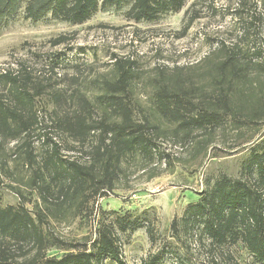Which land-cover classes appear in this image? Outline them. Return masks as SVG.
I'll return each instance as SVG.
<instances>
[{
  "label": "trees",
  "instance_id": "16d2710c",
  "mask_svg": "<svg viewBox=\"0 0 264 264\" xmlns=\"http://www.w3.org/2000/svg\"><path fill=\"white\" fill-rule=\"evenodd\" d=\"M123 1L0 0V26L16 17L21 8L32 22L50 15L81 25L97 10ZM189 1L132 0L128 14L136 23L154 22L170 12L181 11ZM213 5H199V11H213ZM224 11L229 17V30L205 40L208 53L194 66L203 67L202 81L206 85L186 87L179 82L184 68L178 66L147 80L150 115L158 121L201 129L227 115L225 108L233 103L241 111L239 106L253 108L264 102V0H234ZM199 19L200 15L194 16L187 26ZM62 43L63 38L56 40L57 45ZM59 61H49L50 72L59 81L75 83L77 65L72 66L69 77L68 72H54ZM110 68L111 78L100 82L94 98L104 116L99 121L92 119L93 104L86 95L76 88L69 92L50 87L51 78H35L25 61L0 73V176L9 179L8 188L22 199L15 207H4L0 202V264H126L119 237L129 225L124 217H108L104 212L98 216L96 239L90 240L88 247L86 241L76 245L54 231L55 225L70 224L81 214L90 215L89 202L105 190L113 191L129 159L154 158L150 133L156 127L146 114L143 121L136 120L128 97L138 86L140 69L134 61L118 60L116 56ZM47 97L56 106L65 104L66 99L78 100L80 111L58 117L55 128L79 146L87 162L62 158L54 144L42 156L35 154L33 134L42 132L38 137L46 138L44 144L48 142V133L42 131L36 114L38 101ZM258 110L264 112L262 107ZM10 143H14L13 148L7 149ZM75 150L69 148L71 153ZM248 154L241 178L221 176L185 214L187 222L200 228L211 243L219 247L241 243L252 262L264 264V149L252 147ZM24 168L29 170L27 177L22 174ZM26 192L36 196L31 210L26 205ZM52 250L64 253L48 256Z\"/></svg>",
  "mask_w": 264,
  "mask_h": 264
},
{
  "label": "rangeland",
  "instance_id": "374dc122",
  "mask_svg": "<svg viewBox=\"0 0 264 264\" xmlns=\"http://www.w3.org/2000/svg\"><path fill=\"white\" fill-rule=\"evenodd\" d=\"M203 1L190 0L179 12L141 23L129 17L132 0L99 9L81 25L65 23L50 15L32 22L21 8L16 17L0 26V73L15 69L17 63L25 61L35 78H51L50 87L69 92L76 88L86 95L93 104L90 110L95 121L104 117L94 98L98 96L100 82L112 76L113 56L134 61L140 69L138 86L132 88L128 97L137 114L136 120L143 121L146 114L156 127L150 133L154 158L129 159L113 191L105 190L89 202L90 215L81 214L70 224L55 225L54 231L59 237L76 245L86 241L88 247L90 240L96 239V221L104 212L108 217H124L129 222L126 232L119 233L122 260L126 264H258L252 262L241 243L224 247L211 243L200 228L187 222L185 211L221 176L232 180L241 178L250 148L263 151L264 112L258 110L264 108L263 100L253 108L239 106L241 111L233 103L225 108L227 115L201 129L191 124L178 126L158 121L150 115L151 92L147 80L157 72L163 70L168 74L173 66L182 67L179 82L186 87L206 85L202 81L203 67L194 66L208 53L205 40H213L216 34L229 30V17L224 15V8L234 0ZM210 3H214L213 11H199V5ZM199 15L200 19L188 27L190 19ZM60 38L64 43L57 45L56 40ZM58 59L54 72L60 74H72V66L77 65L75 83L59 81L50 72L49 61L54 63ZM63 94L66 98L70 96ZM79 111L78 100L73 98L59 106L53 105L48 97L38 101L36 114L44 128L42 131L48 133V142L44 144L46 138L38 137L42 132L32 135L31 146L37 156H42L54 144L62 158L87 162L79 146L55 128L58 117ZM13 144L7 145V149L13 148ZM71 147L76 148L72 153ZM28 171L22 170L24 177ZM8 182L7 177L0 176V202L4 207H15L22 199L10 191ZM25 199L31 210L35 194L26 192ZM63 253L47 252L48 256L57 257Z\"/></svg>",
  "mask_w": 264,
  "mask_h": 264
}]
</instances>
